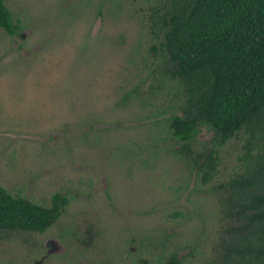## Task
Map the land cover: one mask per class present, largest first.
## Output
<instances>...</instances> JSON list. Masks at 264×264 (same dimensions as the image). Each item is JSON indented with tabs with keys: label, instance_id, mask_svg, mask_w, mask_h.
I'll use <instances>...</instances> for the list:
<instances>
[{
	"label": "rangeland",
	"instance_id": "obj_1",
	"mask_svg": "<svg viewBox=\"0 0 264 264\" xmlns=\"http://www.w3.org/2000/svg\"><path fill=\"white\" fill-rule=\"evenodd\" d=\"M167 0H6L23 30L0 29V185L70 204L45 233L0 231V264H224L234 254L231 181L243 134L203 182V129L170 135L182 103L163 71L156 19Z\"/></svg>",
	"mask_w": 264,
	"mask_h": 264
},
{
	"label": "trees",
	"instance_id": "obj_2",
	"mask_svg": "<svg viewBox=\"0 0 264 264\" xmlns=\"http://www.w3.org/2000/svg\"><path fill=\"white\" fill-rule=\"evenodd\" d=\"M155 24L165 77L182 98L179 113L167 119L171 137L190 150L203 129L213 133L203 182L212 180L219 149L245 136L242 171L228 192L238 216L235 252L224 264H264V0H167ZM0 29L9 36L23 30L6 0ZM69 204L57 193L45 207L0 185V231L45 233ZM157 264L184 262L172 253Z\"/></svg>",
	"mask_w": 264,
	"mask_h": 264
}]
</instances>
